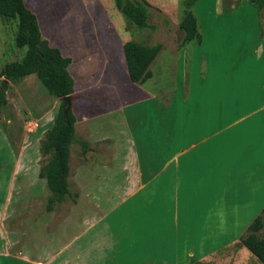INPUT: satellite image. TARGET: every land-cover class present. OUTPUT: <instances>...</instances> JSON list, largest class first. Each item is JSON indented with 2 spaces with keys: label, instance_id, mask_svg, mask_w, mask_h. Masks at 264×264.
<instances>
[{
  "label": "crops",
  "instance_id": "obj_1",
  "mask_svg": "<svg viewBox=\"0 0 264 264\" xmlns=\"http://www.w3.org/2000/svg\"><path fill=\"white\" fill-rule=\"evenodd\" d=\"M145 1L177 21L181 9L197 19L203 40L190 46L187 86L178 68L167 103L147 91L113 109L128 130L125 150L106 136L96 118L88 119L89 144L111 141L112 161L97 168L122 174L124 196L101 216L81 219L77 214L75 220L69 215L62 225L76 221L77 232L65 236L59 250L47 252L45 264L203 262L238 242L260 213L264 102L261 116L250 121L257 110H245L243 101L264 97V73L257 75L253 66L258 54L264 58V40L247 39L240 26L247 17L259 24L258 12L248 0ZM183 57L185 52L177 67ZM123 73L128 78L126 66ZM81 172L88 178L90 168ZM0 264L38 262L4 251Z\"/></svg>",
  "mask_w": 264,
  "mask_h": 264
},
{
  "label": "rangeland",
  "instance_id": "obj_2",
  "mask_svg": "<svg viewBox=\"0 0 264 264\" xmlns=\"http://www.w3.org/2000/svg\"><path fill=\"white\" fill-rule=\"evenodd\" d=\"M24 3L37 17L42 37L70 59L74 92L69 96L68 107L76 117L75 136L69 148L68 181L72 196L55 202L52 211L46 210L52 195L45 179L39 177L49 158L43 155L41 142L52 127L63 99L51 96L35 74L26 76L17 84H10L5 93L6 106L0 113V254L4 251L25 253L38 264H45V254L59 250L63 238L77 232L76 221L62 225L69 215L75 220L84 215L101 216L124 196L120 189L124 181L122 174L109 168L106 172L97 168V164L107 166L112 161L111 141L89 144L88 119L96 118L106 136L125 150L128 130L123 118L115 115L113 109L135 102L147 91L167 103L177 85L178 68L182 72L181 84L187 86L192 43L183 41L180 24L184 12L188 11L182 9L179 10L181 21H177L156 6L145 5L148 26L128 29L115 0H24ZM250 7L255 10L253 5ZM258 15L259 24H251L247 17L242 21L244 26L242 23L240 26L246 30L247 39L261 42L264 40V11ZM233 24L240 22L236 20ZM199 32L201 34L200 27ZM237 32L242 36V30ZM16 33L17 20L5 21L0 16V71L24 56L25 48L16 46ZM212 35L219 36L216 32ZM130 40L146 46H161L150 67L153 76L144 85L131 84L123 73L125 62L121 49ZM183 52L185 57L177 67ZM256 58L255 73L258 75L259 71L262 76L264 58L259 54ZM202 65L199 67L201 77L205 75ZM263 102L264 97L258 99L257 96L243 101L245 110H257L250 121L261 116L258 109ZM83 167L90 168L88 178L81 172ZM262 192L259 215L264 210ZM31 226L34 228L26 234ZM258 236L264 238V228ZM238 242L202 263L261 264L244 247H238Z\"/></svg>",
  "mask_w": 264,
  "mask_h": 264
},
{
  "label": "trees",
  "instance_id": "obj_3",
  "mask_svg": "<svg viewBox=\"0 0 264 264\" xmlns=\"http://www.w3.org/2000/svg\"><path fill=\"white\" fill-rule=\"evenodd\" d=\"M249 4L261 14L264 0H248ZM117 9L126 20L128 29L132 26L143 29L148 26V10L145 0H115ZM0 16L5 21L17 20L15 43L25 48L20 61L6 64L0 71V113L6 106L5 93L10 84H17L26 76L35 74L47 92L55 98L70 96L74 92V80L69 72L70 59L52 46L41 35L35 14L23 0H0ZM180 28L185 43L201 44L199 25L192 12H186ZM161 46H146L130 40L123 44L127 76L132 84L144 85L153 76L150 69ZM76 117L73 111L62 101L57 109L52 127L45 133L41 142L43 155L49 156L41 168L39 177L45 179L52 195L46 210L52 211L55 202L71 197L69 189V148L75 136ZM264 228V210L247 227L246 232L236 244L244 247L261 264H264V238L258 233ZM190 264H204L192 261Z\"/></svg>",
  "mask_w": 264,
  "mask_h": 264
},
{
  "label": "water",
  "instance_id": "obj_4",
  "mask_svg": "<svg viewBox=\"0 0 264 264\" xmlns=\"http://www.w3.org/2000/svg\"><path fill=\"white\" fill-rule=\"evenodd\" d=\"M62 99H63V101L66 103V105L68 106V103H69V101H70L69 96H65V97H63Z\"/></svg>",
  "mask_w": 264,
  "mask_h": 264
}]
</instances>
